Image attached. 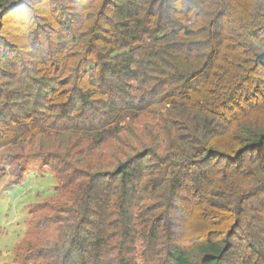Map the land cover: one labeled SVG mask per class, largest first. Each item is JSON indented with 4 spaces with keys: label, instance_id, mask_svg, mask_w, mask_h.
Instances as JSON below:
<instances>
[{
    "label": "trees",
    "instance_id": "1",
    "mask_svg": "<svg viewBox=\"0 0 264 264\" xmlns=\"http://www.w3.org/2000/svg\"><path fill=\"white\" fill-rule=\"evenodd\" d=\"M37 135L17 264H264V0H0V149Z\"/></svg>",
    "mask_w": 264,
    "mask_h": 264
},
{
    "label": "rangeland",
    "instance_id": "2",
    "mask_svg": "<svg viewBox=\"0 0 264 264\" xmlns=\"http://www.w3.org/2000/svg\"><path fill=\"white\" fill-rule=\"evenodd\" d=\"M144 121L145 118L140 117L134 124L140 126ZM123 140L133 146H140L139 140H132L128 135ZM118 146L117 140L108 139L103 147L95 151L99 155L91 158L90 164H94L97 158L98 164L103 163L106 168H110L117 159ZM48 151H60L57 142L52 137L43 138L40 135L0 149L2 158L11 155L29 157L26 162L27 173L21 181L9 184L10 175H6L0 182V264H17L15 250L29 232L30 216L41 213L43 204L57 196L55 174L45 165V158L41 157ZM32 154L35 158H32ZM45 233L50 234L47 230Z\"/></svg>",
    "mask_w": 264,
    "mask_h": 264
}]
</instances>
